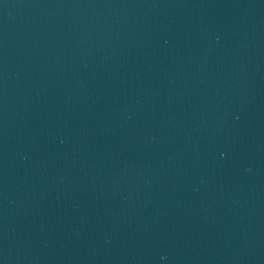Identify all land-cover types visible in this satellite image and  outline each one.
<instances>
[{
	"label": "water",
	"instance_id": "95a60500",
	"mask_svg": "<svg viewBox=\"0 0 264 264\" xmlns=\"http://www.w3.org/2000/svg\"><path fill=\"white\" fill-rule=\"evenodd\" d=\"M0 264H264V0H0Z\"/></svg>",
	"mask_w": 264,
	"mask_h": 264
}]
</instances>
